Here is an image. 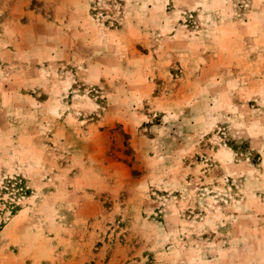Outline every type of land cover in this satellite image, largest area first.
Here are the masks:
<instances>
[{
    "label": "rangeland",
    "instance_id": "obj_1",
    "mask_svg": "<svg viewBox=\"0 0 264 264\" xmlns=\"http://www.w3.org/2000/svg\"><path fill=\"white\" fill-rule=\"evenodd\" d=\"M0 189V264H264V0H0Z\"/></svg>",
    "mask_w": 264,
    "mask_h": 264
},
{
    "label": "trees",
    "instance_id": "obj_2",
    "mask_svg": "<svg viewBox=\"0 0 264 264\" xmlns=\"http://www.w3.org/2000/svg\"><path fill=\"white\" fill-rule=\"evenodd\" d=\"M20 180H22V178H19V177H14L13 179L12 178H7L6 179V183L7 184L3 188H5L7 190H12V189H17L18 190L20 188L21 189L20 193L22 195L23 193H26V191L18 184V181H20ZM3 191H4V189H0V193H2ZM17 195H18V193L15 194V196H17ZM12 204H13V208L17 207L16 203H12Z\"/></svg>",
    "mask_w": 264,
    "mask_h": 264
}]
</instances>
